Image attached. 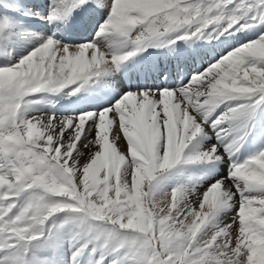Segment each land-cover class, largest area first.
<instances>
[{"label":"snow or ice","instance_id":"1","mask_svg":"<svg viewBox=\"0 0 264 264\" xmlns=\"http://www.w3.org/2000/svg\"><path fill=\"white\" fill-rule=\"evenodd\" d=\"M0 264H264V0H0Z\"/></svg>","mask_w":264,"mask_h":264}]
</instances>
